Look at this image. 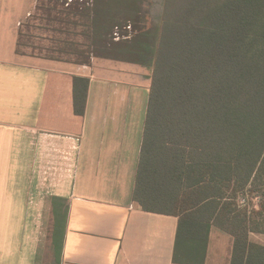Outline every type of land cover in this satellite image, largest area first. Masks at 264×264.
I'll list each match as a JSON object with an SVG mask.
<instances>
[{
	"label": "trees",
	"instance_id": "1",
	"mask_svg": "<svg viewBox=\"0 0 264 264\" xmlns=\"http://www.w3.org/2000/svg\"><path fill=\"white\" fill-rule=\"evenodd\" d=\"M201 1L174 21L168 0H48L46 12L86 28L74 34L88 42L75 64L110 59L153 72L134 198L178 218L173 263L205 264L219 227L235 238L231 264H263L248 237L264 234V0ZM88 87L75 78L77 115ZM240 195L249 207H238ZM55 215L58 225L65 215Z\"/></svg>",
	"mask_w": 264,
	"mask_h": 264
},
{
	"label": "crops",
	"instance_id": "2",
	"mask_svg": "<svg viewBox=\"0 0 264 264\" xmlns=\"http://www.w3.org/2000/svg\"><path fill=\"white\" fill-rule=\"evenodd\" d=\"M37 1L0 0V264H174L178 218L134 198L153 72L21 57ZM75 78L89 81L83 116ZM248 242L264 249V234ZM234 244L213 227L205 264H231Z\"/></svg>",
	"mask_w": 264,
	"mask_h": 264
},
{
	"label": "rangeland",
	"instance_id": "3",
	"mask_svg": "<svg viewBox=\"0 0 264 264\" xmlns=\"http://www.w3.org/2000/svg\"><path fill=\"white\" fill-rule=\"evenodd\" d=\"M204 2L206 0H203ZM170 18L175 20V12L182 7L185 13L199 5L201 0H168ZM198 2V3H197ZM197 3V4H196ZM48 0H40L37 2L31 16H29L22 24L17 52L23 58L47 59L52 58L62 59L68 62H75L78 59L75 49L84 51L87 49L88 42L81 36L74 34L82 33L86 29L83 26L73 27L68 24H60L54 21H48L46 10L48 9ZM173 13V14H172ZM65 33H60V30ZM64 50L66 53L58 54L57 52ZM75 54V55H73ZM98 58H94L97 60ZM80 60V59H78ZM91 62V63H92ZM66 167V166H65ZM252 199L251 197L249 200ZM255 206H259L260 198L256 197L252 200Z\"/></svg>",
	"mask_w": 264,
	"mask_h": 264
},
{
	"label": "built area",
	"instance_id": "4",
	"mask_svg": "<svg viewBox=\"0 0 264 264\" xmlns=\"http://www.w3.org/2000/svg\"><path fill=\"white\" fill-rule=\"evenodd\" d=\"M245 203H246V200H243V201H242V204H245Z\"/></svg>",
	"mask_w": 264,
	"mask_h": 264
}]
</instances>
